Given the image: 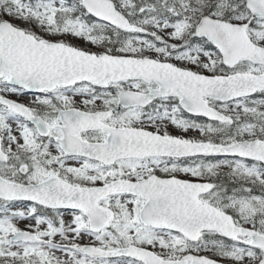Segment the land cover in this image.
Instances as JSON below:
<instances>
[{"label":"snow or ice","instance_id":"1","mask_svg":"<svg viewBox=\"0 0 264 264\" xmlns=\"http://www.w3.org/2000/svg\"><path fill=\"white\" fill-rule=\"evenodd\" d=\"M0 264H264V0H0Z\"/></svg>","mask_w":264,"mask_h":264}]
</instances>
